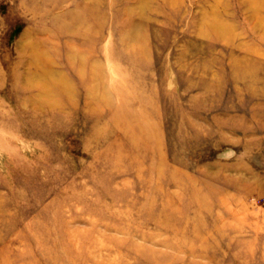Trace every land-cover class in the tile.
I'll list each match as a JSON object with an SVG mask.
<instances>
[{
    "label": "rangeland",
    "instance_id": "374dc122",
    "mask_svg": "<svg viewBox=\"0 0 264 264\" xmlns=\"http://www.w3.org/2000/svg\"><path fill=\"white\" fill-rule=\"evenodd\" d=\"M0 264H264V0H0Z\"/></svg>",
    "mask_w": 264,
    "mask_h": 264
},
{
    "label": "bare ground",
    "instance_id": "6f19581e",
    "mask_svg": "<svg viewBox=\"0 0 264 264\" xmlns=\"http://www.w3.org/2000/svg\"><path fill=\"white\" fill-rule=\"evenodd\" d=\"M77 22L79 23L80 21L78 20ZM209 27L213 30L217 37L222 38L227 33V27L223 28V26L221 27V25H218V23H211Z\"/></svg>",
    "mask_w": 264,
    "mask_h": 264
}]
</instances>
